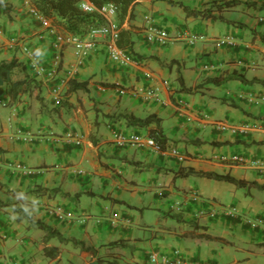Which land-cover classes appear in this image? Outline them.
<instances>
[{
	"label": "crops",
	"instance_id": "obj_1",
	"mask_svg": "<svg viewBox=\"0 0 264 264\" xmlns=\"http://www.w3.org/2000/svg\"><path fill=\"white\" fill-rule=\"evenodd\" d=\"M26 1L16 0V19H0V28L28 37L48 59L51 47L34 37L39 26L27 14ZM170 1L199 9L223 0ZM234 1L213 12L222 19H212L187 15L169 0H138L132 17L121 23L137 62L114 64L100 42L75 67L71 48H65L60 74L72 75L59 102L46 83L37 82L36 89L15 98L0 85V264H148L149 252L172 248L182 251L181 264H264V188L258 187L264 168L215 157L264 158V22L257 20L264 15V0ZM144 14L168 29L165 45L145 40ZM6 43L0 42V59L15 58L11 78L21 80L28 74L25 59ZM231 71L254 81L214 83ZM150 89L158 100L145 98ZM239 94H251L253 101ZM178 98L186 108L176 103ZM123 113L155 114L169 146L185 159L155 149L116 147L111 128L147 130L126 124ZM218 120L251 127L244 133L219 130ZM68 133L81 136V143ZM177 169L229 175L244 184L178 176ZM191 192L198 200L188 198ZM179 202L181 210L175 211L172 206ZM55 204L71 210L74 218L57 221L51 212ZM209 207L214 216L194 215ZM23 212L95 253L56 237L44 240L42 229L19 217ZM45 247L55 256H47Z\"/></svg>",
	"mask_w": 264,
	"mask_h": 264
},
{
	"label": "built area",
	"instance_id": "obj_2",
	"mask_svg": "<svg viewBox=\"0 0 264 264\" xmlns=\"http://www.w3.org/2000/svg\"><path fill=\"white\" fill-rule=\"evenodd\" d=\"M27 3V12L30 17L38 22L39 30L35 34L37 42H47L51 47L52 55L50 58H46L43 55L38 54L32 44L26 39H19L14 35L5 36V32L0 28V42L7 39L6 45L9 48L19 46L28 67L29 73L32 77L46 83L49 88L51 98L55 102H59L62 98L67 80L72 75V71L67 72L65 75L60 74L62 52L65 48L70 47L74 58V66L81 67L85 60L90 56L92 51L95 49L98 41L101 39L105 54L107 58L113 63L126 66L135 63L132 54L126 49L118 45L117 40L119 38L120 25L115 20L117 7L114 3L106 2L101 5H95L89 0H81L79 2V8L85 12H94L99 15L102 22L95 24L88 28L84 36H77L62 28L60 25L53 22L49 17L44 16L29 0ZM259 21H264V15L258 16ZM144 38L147 42L153 44L163 45L167 43L170 38L169 32L166 27L160 25L154 16L150 14L144 15L143 25ZM193 38H189L188 42L192 43ZM239 97H244L248 102L253 101L251 94H239ZM145 98L158 100V95L155 90H146ZM176 103L179 106L186 108V102L183 99L178 98ZM201 117L208 118L206 112H200ZM186 119L190 121L192 116L186 115ZM214 125L220 129H227L229 126L226 122L216 121ZM251 124L240 123L239 125H232L229 128L233 132L244 133L250 129ZM67 137H72L76 144H80L82 141L81 136H74L73 134H67ZM112 142L117 147H133L138 149H155L160 150L156 145L154 139L147 135L134 130H126L125 128H114L112 130ZM168 155L181 161L185 158L177 148L170 147L165 150ZM215 157L221 161L236 163L240 165H249L254 168H264V158H248L242 154H231V155H215ZM192 201L198 200V194L191 192L189 197ZM184 202V201H181ZM179 202L172 208L175 211L181 210L183 203ZM53 217L60 222L68 221L74 218V213L67 209L62 204H55L51 208ZM215 209L212 207L201 209L198 208L194 215L200 216L207 214L211 217L215 215ZM148 264H181L182 262V251L179 248H172L168 251H153L148 253L147 258Z\"/></svg>",
	"mask_w": 264,
	"mask_h": 264
},
{
	"label": "trees",
	"instance_id": "obj_3",
	"mask_svg": "<svg viewBox=\"0 0 264 264\" xmlns=\"http://www.w3.org/2000/svg\"><path fill=\"white\" fill-rule=\"evenodd\" d=\"M81 0H30V3L34 5L44 16L49 17L56 22L57 24L61 25L66 31L77 35V36H84L86 31L89 27L99 24L102 22V19L99 15L94 12H85L79 8V2ZM95 5H101L106 2L114 3L117 7L116 12V20L118 24H121L125 19L129 20L133 15V6L138 0H89ZM169 2L173 5H177L181 7L187 15L198 16L201 18H212L217 19L220 18L218 14H214L213 12H221L228 7L235 5L237 2L234 0H223L221 2L211 1L208 6L194 9L188 7L186 4H183L179 1H170ZM10 6L5 0H0V14L7 15L10 17ZM222 19V18H220ZM231 22V21H229ZM233 23V22H231ZM238 24V23H236ZM240 25V24H238ZM128 31L126 29H121L119 33L118 45L121 47L129 48V43L131 40L128 38ZM18 65L15 58L11 59H0V85H4L7 87V92L10 97L15 98L19 94L24 92H28L29 90H34L37 88V81L30 75L28 67L26 63L25 65L28 74L25 78L21 80H12V70L14 67ZM236 79L241 81L242 83L252 82L254 80H246L244 76L240 73L231 71L225 74L222 78L213 80L214 83H219L222 81ZM264 83V81H260ZM234 105V104H232ZM126 124L128 125H135L140 127H145L146 133L151 136L156 145L161 150H165L169 147V142L164 134L161 124L160 118L157 117L155 114H148L144 118H139L134 116L131 113H123L122 114ZM174 174L178 176H187V175H194V176H202L212 179L224 180L233 182L238 186H242L244 184L241 180H235L233 177L229 175H219L209 171L203 170H180L177 169L174 171ZM259 188H264L263 184H258ZM62 195L67 196L68 194L65 192H60ZM78 193H76L77 195ZM75 195V194H73ZM20 218L25 217L28 221V224L31 226H35L37 228L42 229L45 232L43 236L44 240H48L51 237H56L60 242L70 243L75 247H79L82 251H90L95 253V249L90 246H85L83 242L79 239H75L72 237H64L52 226L47 225L46 223L40 220H33L29 214H25L24 212L20 214ZM113 244H118L119 242H112ZM111 243V244H112ZM44 252L47 256L54 257L55 252H52L51 247H45ZM108 263V262H107ZM93 264H100L98 260H95Z\"/></svg>",
	"mask_w": 264,
	"mask_h": 264
},
{
	"label": "clouds",
	"instance_id": "obj_4",
	"mask_svg": "<svg viewBox=\"0 0 264 264\" xmlns=\"http://www.w3.org/2000/svg\"><path fill=\"white\" fill-rule=\"evenodd\" d=\"M29 2H30V0H29ZM27 14H28V12H27ZM29 15V14H28ZM145 15V14H144ZM150 15H152V14H150ZM152 16H154V15H152ZM260 16H263V15H260ZM30 17V16H29ZM155 17V16H154ZM32 18V17H31ZM33 19V18H32ZM51 19V18H50ZM155 19H156V17H155ZM34 20V19H33ZM52 20V19H51ZM115 20H116V16H115ZM257 20H258V17H257ZM36 21V20H35ZM53 21V20H52ZM117 21V20H116ZM259 21V20H258ZM143 22H144V16H143ZM260 22H264V21H260ZM56 23V22H55ZM57 24V23H56ZM59 25V24H58ZM120 25V30L122 29V27H121V24H119ZM143 25H144V23H143ZM39 26V25H38ZM61 26V25H60ZM62 27V26H61ZM165 27V26H164ZM167 29V28H166ZM3 30V29H2ZM39 30V29H38ZM168 30V29H167ZM4 31V30H3ZM169 32V31H168ZM120 33V32H119ZM36 34V33H35ZM10 35H14V36H16L17 38H19V39H21V38H23V39H26V40H28V37H22V36H19V35H17V34H10ZM169 35H170V32H169ZM5 36H8L7 34H5ZM9 37V36H8ZM34 37H35V35H34ZM170 38H171V35H170ZM170 38H169V40H170ZM119 39V38H118ZM5 40H7V39H5L4 38V41ZM168 40V41H169ZM167 41V42H168ZM30 42V41H29ZM102 43V40L100 39L99 41H98V43ZM117 42H118V40H117ZM31 44H32V42H30ZM153 44V43H152ZM166 44V43H165ZM165 44H163V45H165ZM158 45H160V44H158ZM97 46V45H96ZM8 47V46H7ZM121 47V46H120ZM9 48V47H8ZM15 48H16V46L14 47V48H10V49H14L15 50ZM17 48H19L18 49V51H20L21 53H22V51H21V49H20V47L19 46H17ZM122 48H126L131 54H132V56H133V58H134V62H137V60H136V58H135V56H134V54L131 52V50L129 49V48H127V47H122ZM105 50V49H104ZM22 55H23V53H22ZM105 56H106V54H105ZM107 57V56H106ZM23 58L25 59V57H24V55H23ZM109 59V58H108ZM112 62V61H111ZM26 63V62H25ZM115 64V63H114ZM120 66V65H119ZM127 66V65H126ZM31 75V74H30ZM71 77V76H70ZM70 77H69V79H70ZM34 78V77H33ZM37 82H41V81H39V80H37L36 78H34ZM69 79L67 80V85H66V88H65V91H64V94H65V92H66V90H67V86H68V83H69ZM63 94V95H64ZM62 99V98H61ZM60 99V100H61ZM198 116H201V113H198ZM219 121V120H218ZM216 122V121H215ZM248 123V122H247ZM111 127V126H110ZM216 127V126H215ZM114 128H121V127H114ZM114 128H111L112 130L114 129ZM217 128V127H216ZM112 130H111V132H112ZM126 130H134V131H137V132H140V133H142L141 131H138V130H136V129H134V128H132V129H130V128H128V129H126ZM220 130V129H219ZM143 134V133H142ZM144 134H147V133H144ZM148 135V134H147ZM117 147V146H116ZM170 147H174V146H169L168 148H170ZM119 148H121V147H119ZM124 148V147H123ZM176 148V147H175ZM178 149V148H177ZM179 150V149H178ZM160 151H161V149H160ZM180 151V150H179ZM181 152V151H180ZM182 153V152H181ZM183 154V153H182ZM185 155V154H184ZM243 155V154H242ZM186 157V156H185ZM256 158V157H255ZM185 159V158H184ZM179 161V160H178Z\"/></svg>",
	"mask_w": 264,
	"mask_h": 264
},
{
	"label": "rangeland",
	"instance_id": "obj_5",
	"mask_svg": "<svg viewBox=\"0 0 264 264\" xmlns=\"http://www.w3.org/2000/svg\"><path fill=\"white\" fill-rule=\"evenodd\" d=\"M7 3L9 4V6H10V9H11V11H10V17H8L7 15H1L0 14V19H3V20H6V21H8L9 19L11 20H15L16 19V16H17V14L15 13V11H17V3H16V0H7ZM24 12H25V14H26V10H24ZM18 13H20V12H18ZM21 14H24L23 13V11L21 12ZM8 23V22H7ZM219 24H221V26H222V23H219ZM3 42V41H2ZM19 48H17V46H16V48H15V51H17ZM139 131V130H138ZM143 134L144 133H146V131L144 132V131H141ZM174 213H176V212H174Z\"/></svg>",
	"mask_w": 264,
	"mask_h": 264
}]
</instances>
